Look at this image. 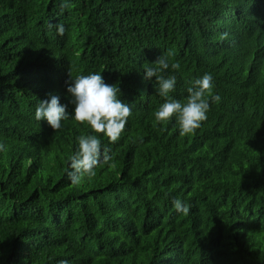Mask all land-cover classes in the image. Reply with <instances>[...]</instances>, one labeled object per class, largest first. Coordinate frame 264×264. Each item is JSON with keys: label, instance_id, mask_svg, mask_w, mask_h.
<instances>
[{"label": "trees", "instance_id": "16d2710c", "mask_svg": "<svg viewBox=\"0 0 264 264\" xmlns=\"http://www.w3.org/2000/svg\"><path fill=\"white\" fill-rule=\"evenodd\" d=\"M245 12L261 23L264 0H0V264H264V26L249 34ZM159 55L180 64L177 99L214 77L191 134L154 120L164 98L142 65ZM92 72L131 113L74 184L67 158L90 129L34 114L49 93L71 114L66 82Z\"/></svg>", "mask_w": 264, "mask_h": 264}, {"label": "clouds", "instance_id": "9594fccd", "mask_svg": "<svg viewBox=\"0 0 264 264\" xmlns=\"http://www.w3.org/2000/svg\"><path fill=\"white\" fill-rule=\"evenodd\" d=\"M245 19L249 34L256 37L257 34L261 35L262 31L259 33V28L264 26V19L257 24L258 20H255L251 12H245ZM58 31L63 33V25L58 26ZM227 35L222 33L220 39L226 38ZM229 39L230 47L226 44L229 55L237 51L243 52L238 35L234 39L232 37ZM215 42H219V38H216ZM142 67L143 78L150 81L154 77L156 94L164 98L163 103L153 113L155 122L163 123L175 117L180 136L195 132L201 126V122L207 119L210 107L209 97L212 101L220 99L219 95H211L214 77L210 72L192 80L186 89L187 97L180 100L171 95L175 91L177 78L167 71L178 70L180 68L178 62L170 63L167 55H159L152 62L145 61ZM66 93L70 95V103L73 105L71 114L67 110L68 106L61 103L59 95L49 93L47 98L39 100L34 115L37 121L46 120L53 130L59 129L61 121L66 120L69 115L74 122L84 124L90 129L87 134H81L75 138V151L67 158L69 163L66 175L69 181L75 184L82 176H94L101 158L105 161L108 159L107 155H102L107 151L102 144V139L106 137L109 142L119 139L131 108L120 99L119 86L106 83L100 72L81 74L74 79L71 78V82H66ZM3 147L4 145L0 144V150ZM172 203L178 213H188L189 206L182 199L174 198Z\"/></svg>", "mask_w": 264, "mask_h": 264}]
</instances>
